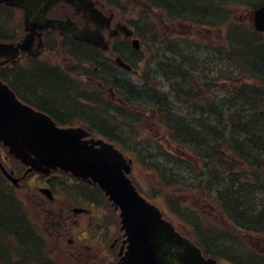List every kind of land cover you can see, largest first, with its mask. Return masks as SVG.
<instances>
[{"label":"flooded vegetation","instance_id":"af4514ba","mask_svg":"<svg viewBox=\"0 0 264 264\" xmlns=\"http://www.w3.org/2000/svg\"><path fill=\"white\" fill-rule=\"evenodd\" d=\"M95 1V6L111 17L109 22L101 23L104 35H108L115 24H126L133 30L132 36L112 38L109 50L101 52L88 43L75 40L66 31L43 29L37 35V30L28 45L29 51L21 50L16 60L0 65V79L18 99L47 114L60 128L106 127L107 101L111 107L117 105L116 115L124 114L121 106L125 105L114 89L122 76L137 78L141 75L137 67L144 60H137L138 50L130 43L135 37L137 16H185L194 10L185 0H137L138 13L133 0L129 4L120 0ZM4 11L16 12V20H5ZM47 16L57 20L68 18L79 28L85 25L82 16L63 2H58ZM126 17H132L130 23ZM25 35L23 11L2 5L0 41L17 45ZM117 56L123 57L129 70L115 60ZM78 81L87 82L89 87L77 88ZM97 100L103 105L97 104ZM140 118L144 119V113H140ZM116 142L132 160L135 185L152 194L154 183H162V187H156L155 196L164 197L170 164L153 158L158 154L168 155V139L162 136L156 146L144 141L148 153L120 136ZM142 173L149 175V184L142 183ZM174 173L182 172L174 170ZM103 203L105 197L93 183L60 170H52L49 174L27 171V166L11 156L0 141V264L114 263L121 251L122 232L117 227L119 219L113 217V222L105 217ZM256 250L260 253L254 260L263 264L264 249Z\"/></svg>","mask_w":264,"mask_h":264},{"label":"trees","instance_id":"16d2710c","mask_svg":"<svg viewBox=\"0 0 264 264\" xmlns=\"http://www.w3.org/2000/svg\"><path fill=\"white\" fill-rule=\"evenodd\" d=\"M192 2L185 0L186 4ZM201 2H195L197 5L193 12L185 16H174V19L182 25L188 23L199 27L217 25L227 19V16L222 13L223 8L213 13L207 9L206 4H201ZM140 25L143 24L140 23ZM149 26L151 28L150 24ZM241 33L246 32L235 29L236 37L245 36ZM149 36L154 41L157 40L159 46L163 44L164 38H159L158 41L151 31ZM261 44L262 48H256L253 45L249 47L253 60H249L251 58L246 62L238 60L247 71L246 77L254 78V84L251 81H248V84L247 81H243L235 85L232 100L218 101L212 93L207 97H198L193 94L194 86L205 89L206 84L209 85L213 78L208 80L198 75L200 73L197 69L205 66L196 59L195 54L189 50V46L183 48V50L188 49L192 52L186 63L176 62L180 59L176 54L174 55L175 65H172L169 62L173 56L168 55L156 61L155 67L148 65L144 85L130 86L132 92L126 89V92L130 93L135 90L139 93L146 91L145 96H148L150 100L145 99L143 102L151 103L159 109L161 118L169 127L171 138L189 147L196 158L199 157L202 161L204 173L195 171L196 166L192 164H189L192 172L190 176L183 173H170L169 178L178 181L177 187L195 191L203 195V198L216 193V203L223 215L232 218L234 226L257 235L260 234L256 232L257 229L264 234V44ZM173 46L180 47L178 43L172 42L167 45V50ZM242 49L245 50L244 46L239 48L240 52ZM199 51L210 54L211 49L204 45L201 50H194L195 53L201 55ZM171 52L176 53L177 51L172 50ZM226 52H224L225 55L238 57L236 56L237 51L235 53ZM241 55L245 57V54L241 53ZM257 58L261 60H255ZM147 60H153V55L151 54ZM169 66L174 67L175 74L171 76L168 75ZM159 77H161V82H165L170 88L168 95L157 89L160 83ZM173 86L177 88L174 90L171 88ZM161 95L166 96L167 100ZM131 98L133 103L142 102L141 99ZM183 99L192 101L186 106ZM215 165L216 170L212 169ZM204 241L207 246L211 243L210 237ZM225 244V241L222 245L217 244V248L220 246L218 251L228 256L235 255L238 260L243 261V264H261L252 257H244L241 254L227 251Z\"/></svg>","mask_w":264,"mask_h":264},{"label":"water","instance_id":"95a60500","mask_svg":"<svg viewBox=\"0 0 264 264\" xmlns=\"http://www.w3.org/2000/svg\"><path fill=\"white\" fill-rule=\"evenodd\" d=\"M5 1L22 7L26 14L32 10V3L39 4L44 16L56 0ZM64 1L71 3L77 12L82 11L87 23L93 19L85 10L87 0ZM254 24L256 29L264 30V6L255 11ZM58 25L56 23L55 27ZM71 31L78 38L101 46L99 31ZM123 31L125 37L130 36V31L123 29L121 33ZM137 43L135 40V47ZM3 94L2 89L0 96ZM10 96L9 107L0 109V136L5 139L10 153L29 165V170L48 173L52 168H61L97 183L114 208L120 210L127 248L116 264H216L175 231L157 207L137 193L126 176L128 165L111 144L101 139H87L88 132L81 128H58L46 115Z\"/></svg>","mask_w":264,"mask_h":264},{"label":"rangeland","instance_id":"374dc122","mask_svg":"<svg viewBox=\"0 0 264 264\" xmlns=\"http://www.w3.org/2000/svg\"><path fill=\"white\" fill-rule=\"evenodd\" d=\"M122 3L124 4H129L130 1L132 0H120ZM225 0H218V1H210L209 2V6L206 5L208 8V10L210 12H214V10H218L219 8H222L223 5V9H226L230 3V0H226L225 3H223ZM133 3H135L136 6V13H138L137 11V0H133ZM171 3V2H170ZM189 6H192L193 9L196 8L197 3H187ZM201 4H204L203 2H201ZM221 11V10H220ZM147 16V21L154 25V36L156 38L160 37H166L163 40V44H161V46H159L157 44V40L153 41V39L149 40V34L151 31V28L149 25H147L146 23H143L144 25V29L143 32L145 34V39H146V44L148 46H150V54L153 55V60L158 61L159 59H163L168 57V55H170L171 57L173 56V58L170 59L169 63H172V65H175V60H174V55L178 56V60H176V62L178 63H182V62H187L188 57L191 55V53L193 52L195 54L196 59H198L199 62H202L203 65L205 67L199 68L197 69L198 73H200L202 76H205L207 79H212L211 83L209 84V86L206 88L205 93H212L213 96L216 97V100L218 101H227V100H232V91L233 88L235 87V85H239L241 83H243V81H247V84L249 83L248 78L246 77V73L247 71L244 69V66L241 64V62H239L238 60H243L244 62H246L247 59L253 57V55L251 54V51L249 50L250 46L253 45V43L257 40V42L263 43L264 44V39L260 38L256 35V38H253L251 36H249L246 33H241L244 34L245 36L242 35V37L240 38L239 36L236 37V39L231 38L232 40V46L234 47V52L237 51V58L234 57H226L225 55H218V56H214L212 54H208V53H202L201 51V55L198 53H195L193 50H191L192 52H190L188 49H184L183 48H188L189 44H192L194 41L197 40H202L203 43H208L210 40H212V43H217L219 42L221 39L217 38L214 39L212 38L213 33H210V30L208 29H200L197 32H195L193 29H191L193 34H188L187 29L191 28V26H189V24L185 23L186 27H183L180 22L178 21H173L171 20L169 24H167V22L162 20V16L160 15H146ZM17 17L16 12H13L11 14H9L8 12H4V19L5 20H12L15 21ZM127 19H130L132 17H126ZM229 19V17L227 18ZM182 23V22H181ZM184 24V23H183ZM241 31V30H240ZM186 33V34H185ZM183 35L185 34V39L187 41H176L175 43H178L180 45V47L177 46H173L171 48H169V50H167V45L171 44L173 42V38L175 35ZM189 35H194V37H189ZM169 37V38H167ZM235 37V35H234ZM152 46V47H151ZM201 46V45H200ZM241 46H244L245 50L242 49L241 52L239 50V48ZM199 47V46H198ZM202 47V46H201ZM146 48V46H144V49ZM161 48V49H160ZM204 48V47H202ZM175 50L177 51L176 53H172L171 51ZM180 50V51H179ZM91 53V52H89ZM242 54H245V57H243ZM250 55V56H249ZM260 56V55H259ZM257 56V57H259ZM200 59V60H199ZM230 59V60H228ZM254 58H251L249 60H253ZM205 60V61H203ZM255 60H261L260 58H257ZM167 61V60H165ZM216 61L217 65L214 66V62ZM242 62V63H244ZM148 67H145V69L147 70ZM218 68L220 70L223 69V75L222 76H215V72L214 69ZM168 75L171 76L172 74H175L174 67L173 66H169L168 67ZM241 71L245 74H242L240 72ZM215 76V77H214ZM137 79V78H136ZM134 78V76H122L121 79H119L117 81V86L119 87V89L128 94L129 93V98L132 99L131 97H135L134 99H141V101L143 102L145 99L150 100V98H148V96H145L147 94L146 91H142V92H137L136 90L133 91V93L130 92H126V89H130L132 86L131 84H138V79L136 80ZM159 80V84H161V77L158 78ZM85 83V84H83ZM77 82V88H88L89 85L87 84V82ZM254 84V83H252ZM172 89L175 90V88H177V86H173L171 87ZM157 89L159 91V85L157 86ZM204 90H200L199 86H194L193 88V94H197L198 96L201 97V95H203V91ZM165 95H168L169 93H163ZM207 94V93H206ZM64 96V95H63ZM163 96V95H161ZM164 97V96H163ZM166 99V96L164 97ZM167 100V99H166ZM184 102V104L187 106L189 105L190 101L189 99H183L182 100ZM234 103V102H233ZM97 104L99 105H103L102 102L97 100ZM238 105L239 107H241V105L239 104H235ZM224 106V105H223ZM111 107V105H108L107 102V107H105V111L104 114H106V116L109 117H113L115 121H110L105 119L106 121V127L105 128H110L111 131H114V135L120 136L122 138H125L128 142L132 143L133 145H136L137 147L141 148L143 150V152L148 153L149 150H147L145 148V137L147 136L149 138H152V132L157 131L156 128H153L152 122L150 118H147L146 116V111H142L141 113H144V119L141 121V123H137L133 120V118L128 114V113H124L123 115H116L113 111L114 109V105H112V110L109 108ZM225 107V106H224ZM150 114V112H148V115ZM93 116L97 117V115L95 113H93ZM96 122H98V120H96ZM162 151V149H161ZM171 154H182L185 153L184 150H180L179 152H174L172 150L169 151ZM160 159L161 161H163L165 164H168L169 162H171L172 158L169 157V155L164 154V156L158 154L156 157L153 158L154 161ZM213 160V159H212ZM216 167V165L214 167H212V169H214ZM177 170L179 172H182L183 169H181V167H176ZM216 170V168H215ZM183 173V172H182ZM140 175V174H139ZM207 176V175H206ZM141 177V181L144 185L149 184L151 182V180L149 179V175L146 173H142L140 175ZM171 196L172 199H176L178 201V203L184 204L185 202L187 204H190L189 206H193L196 207V205L192 202L194 201L196 204L198 205H203L206 206V208L203 207L204 210H202L199 214V216H201L202 219L206 218V209L211 210V204L208 200H199V199H195V191H185L183 194H180L179 192H174ZM195 199V200H194ZM185 201V202H184ZM184 202V203H183ZM160 205V202H158ZM109 204V203H108ZM106 203H103L102 205L105 206L104 207V212H105V217H107L108 219H110L111 221L113 220V212H112V207L109 206ZM199 208V207H198ZM200 209V208H199ZM217 216V213H215L214 209H212V218L213 220L215 219V217ZM114 222V220H113ZM112 230V228H110V231ZM211 234H216L215 231H213ZM210 235V234H209ZM113 236H115V233L113 234ZM247 238H250V242L245 241L248 243L249 246H251L252 248L254 247L253 244H261L259 241V238L257 237H253V236H247ZM233 239V238H232ZM228 242V241H226ZM229 244V242H228ZM216 241L215 239H213L209 245V249H212L213 251L216 249H219L220 246H218V248L216 247ZM230 249V248H228ZM231 250V249H230ZM114 250H110V252H113ZM231 252H233L234 254H241L244 257H247L246 255L243 254V252L241 251H236V250H231ZM235 256V255H234ZM222 264H226V263H222Z\"/></svg>","mask_w":264,"mask_h":264},{"label":"bare ground","instance_id":"6f19581e","mask_svg":"<svg viewBox=\"0 0 264 264\" xmlns=\"http://www.w3.org/2000/svg\"><path fill=\"white\" fill-rule=\"evenodd\" d=\"M255 2H257V3H259V4H262L263 2H262V0H254ZM245 31H246V33H248V35L249 36H251V37H253V38H256V35L252 32V31H250L247 27H242ZM253 47H256V48H259V47H263V45L260 43V42H257V40L253 43ZM120 117V116H119ZM114 136H116L117 137V135H114ZM258 231H256V232H258V233H260V234H262V231L260 230V229H257Z\"/></svg>","mask_w":264,"mask_h":264}]
</instances>
